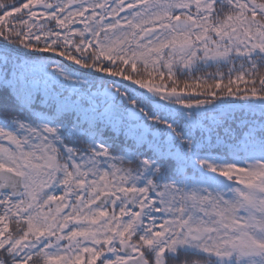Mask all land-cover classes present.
<instances>
[{
	"label": "snow or ice",
	"instance_id": "snow-or-ice-1",
	"mask_svg": "<svg viewBox=\"0 0 264 264\" xmlns=\"http://www.w3.org/2000/svg\"><path fill=\"white\" fill-rule=\"evenodd\" d=\"M98 262L264 264V0H0V264Z\"/></svg>",
	"mask_w": 264,
	"mask_h": 264
},
{
	"label": "trees",
	"instance_id": "trees-1",
	"mask_svg": "<svg viewBox=\"0 0 264 264\" xmlns=\"http://www.w3.org/2000/svg\"><path fill=\"white\" fill-rule=\"evenodd\" d=\"M121 15H123V14H121ZM44 55H48V56H50V55H53V54L48 53V54H44ZM58 59H59V58H58ZM65 63H66V62H65ZM68 63H70V62H68ZM74 67H75V66H74ZM214 71H216L215 68L207 69V72H214ZM223 71L227 72V69L225 68V69H223ZM200 74H206V73H200ZM178 78L180 79L181 87L183 86V81H184L185 79H189V77H185V76H183V75L180 74V73H178ZM169 83H170V82H169ZM196 135L199 137V133H196ZM190 259L195 260V259H198V258H196V257H191ZM98 264H99V262H98Z\"/></svg>",
	"mask_w": 264,
	"mask_h": 264
}]
</instances>
